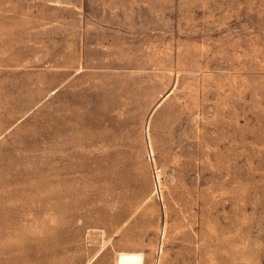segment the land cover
Listing matches in <instances>:
<instances>
[{"label":"rangeland","instance_id":"374dc122","mask_svg":"<svg viewBox=\"0 0 264 264\" xmlns=\"http://www.w3.org/2000/svg\"><path fill=\"white\" fill-rule=\"evenodd\" d=\"M264 264V0H0V264Z\"/></svg>","mask_w":264,"mask_h":264},{"label":"bare ground","instance_id":"6f19581e","mask_svg":"<svg viewBox=\"0 0 264 264\" xmlns=\"http://www.w3.org/2000/svg\"><path fill=\"white\" fill-rule=\"evenodd\" d=\"M117 264H139V258L132 254H120Z\"/></svg>","mask_w":264,"mask_h":264},{"label":"crops","instance_id":"0c3cea01","mask_svg":"<svg viewBox=\"0 0 264 264\" xmlns=\"http://www.w3.org/2000/svg\"><path fill=\"white\" fill-rule=\"evenodd\" d=\"M118 260V259H117ZM118 262V261H117ZM117 262H116V264H117Z\"/></svg>","mask_w":264,"mask_h":264}]
</instances>
